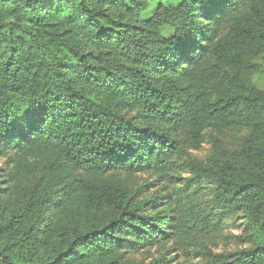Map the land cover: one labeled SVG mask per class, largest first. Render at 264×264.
I'll list each match as a JSON object with an SVG mask.
<instances>
[{"label": "trees", "instance_id": "trees-1", "mask_svg": "<svg viewBox=\"0 0 264 264\" xmlns=\"http://www.w3.org/2000/svg\"><path fill=\"white\" fill-rule=\"evenodd\" d=\"M151 1L0 0V264H174L180 237L264 264V0ZM180 167L172 198L130 183ZM239 218L248 247L199 242Z\"/></svg>", "mask_w": 264, "mask_h": 264}, {"label": "rangeland", "instance_id": "rangeland-1", "mask_svg": "<svg viewBox=\"0 0 264 264\" xmlns=\"http://www.w3.org/2000/svg\"><path fill=\"white\" fill-rule=\"evenodd\" d=\"M179 1L180 0H152L148 4V8L142 13L141 19H146L152 15L159 5L175 6ZM160 32L164 36H169L172 33V28L169 26H162ZM256 63L260 64V70L254 73L252 79L258 87L264 90V56L258 58ZM206 133L208 134L207 131ZM238 136V133L232 131H226L221 136L219 135L223 144L230 145L237 142ZM209 149L210 142L208 141V138H206L197 148L186 146L187 154L179 155L174 159L177 160L178 163L184 161L188 156L203 160L207 156ZM5 164L6 159L0 156V168L4 169ZM185 177H188V173L185 168L180 167L176 168L173 173H169L164 177H155L146 173H137L130 178V183L141 185L150 182L151 184L144 187L142 192H140L143 196H149L157 192L158 195H166L169 193L172 198L175 188H181L183 186ZM241 221L242 220L239 218V220L227 224L226 228L221 232L201 237L199 242L214 253L229 252L235 249L246 248L249 246V242L246 238V233L243 231L244 227ZM171 243H173V248L171 252L165 255V258L173 257L172 263L189 264L196 263L201 259V256L196 255L198 249L192 244V242H190V240L180 237L176 240H171L168 245H171ZM159 252L160 249L157 247H150L141 252L131 254L130 257L147 263L152 257L157 256Z\"/></svg>", "mask_w": 264, "mask_h": 264}]
</instances>
